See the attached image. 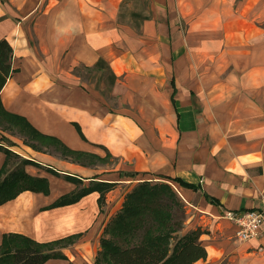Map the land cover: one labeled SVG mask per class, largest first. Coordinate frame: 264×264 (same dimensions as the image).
I'll return each mask as SVG.
<instances>
[{"label": "crops", "instance_id": "obj_1", "mask_svg": "<svg viewBox=\"0 0 264 264\" xmlns=\"http://www.w3.org/2000/svg\"><path fill=\"white\" fill-rule=\"evenodd\" d=\"M120 1L0 0V39L13 47L14 69L0 104L24 118L0 113V173L5 163L6 169L18 164L13 158L7 163L10 150L26 161L21 167L29 174L49 180L48 193L25 190L0 204V243L9 232L43 243L79 235L55 248L67 259L44 264H96L104 229L126 194L140 180L165 174L198 187L166 180L187 203L184 232L202 229L208 256L196 264H264V229L240 241L226 217L228 210L264 207L263 55L248 48V37L243 47L224 49L214 96L200 101L192 94L205 85L204 74L185 69L181 83L174 87L172 78L166 85L165 67H153V36L127 35L119 27ZM162 3L167 0H154L155 11ZM240 6L255 18L264 11V0H244ZM100 58L117 76L112 90L125 109L111 107L80 69L104 77V70L94 68ZM160 94L167 98L158 103ZM19 128L30 132L20 134ZM44 136L85 159L32 144ZM94 156L110 161L94 162ZM94 181L114 183L104 206L97 190L53 206Z\"/></svg>", "mask_w": 264, "mask_h": 264}, {"label": "trees", "instance_id": "obj_2", "mask_svg": "<svg viewBox=\"0 0 264 264\" xmlns=\"http://www.w3.org/2000/svg\"><path fill=\"white\" fill-rule=\"evenodd\" d=\"M132 15L135 18L143 17L142 13L136 11H132ZM144 18L148 19L149 16ZM12 53L10 42L0 39V91L14 71ZM94 68L104 70L110 77L111 85L115 83L117 76L105 59L100 58ZM175 95L176 89L172 96L173 102ZM0 113H4L3 116L10 114L1 104ZM10 115L17 121H24L21 116ZM63 147L74 156V151L65 145ZM0 149L4 148L0 146ZM6 153L7 163L10 158L19 157L10 150H6ZM131 174L136 175L137 172ZM160 175L157 180L153 178L140 181L126 194L121 209L104 229L96 264H102L101 259L106 260L107 264H196L198 260L208 256V250L200 239L202 229L184 232L187 219L185 203L173 184L166 180L195 190L198 187L181 177ZM113 186L114 183L94 181L88 187L61 196L53 206L75 202L84 194L97 190L100 192L98 201L102 207L106 203L107 192ZM25 190L48 193L49 180L44 176H33L21 166L6 169L5 163L0 173V204ZM77 236L79 235L43 243L22 233H4L0 243V264H44L50 258L67 259L65 254L55 250L52 245L62 246Z\"/></svg>", "mask_w": 264, "mask_h": 264}, {"label": "rangeland", "instance_id": "obj_3", "mask_svg": "<svg viewBox=\"0 0 264 264\" xmlns=\"http://www.w3.org/2000/svg\"><path fill=\"white\" fill-rule=\"evenodd\" d=\"M242 1L244 0H167L168 4L162 3V10L155 11L154 0H121L118 19L123 23L119 27L123 28L127 35L153 36V67H165L163 71L165 76L167 75L166 85L171 86L172 78L175 80L174 87H176V83H181L185 69L194 68L204 74L203 83L205 85L200 91L194 88L192 94L193 98L198 97L200 101H203V99L206 100L214 96L212 86L219 81L220 69L225 65L221 63V52L224 49L235 51L237 47L244 46L242 42L248 37L247 43L250 45L248 48L264 57V11L262 13L258 11L253 18V13H243L240 6ZM132 11L142 13L143 17L135 18ZM146 15L149 16L148 19L144 18ZM242 31L248 32L242 33ZM256 61L257 59H254L253 63ZM229 68L231 65L225 66V69ZM80 69L86 75V80L95 85V88L101 92L111 107L125 109L128 106L123 103L124 106H121L120 95L113 92L110 77L106 72H104V77H101L100 74L91 73L83 66ZM169 90L172 91L171 88ZM176 94L177 97L178 93ZM166 98L167 96L160 94L157 102L160 103ZM194 104L196 105V102ZM154 107H158L157 103ZM201 107L203 109L202 104ZM195 109L197 110L196 107ZM162 110L165 111L163 108ZM3 125L8 129L11 128L5 123ZM26 130L30 132L26 128H19L17 132L24 135L28 133ZM237 142L245 144L246 141L238 140ZM32 144L46 147L48 151L65 152L62 153L63 156L70 154L68 150H64L60 142L50 138L40 137L38 144L36 142H32ZM73 155L76 159H85L83 153ZM13 159H15L14 164L18 162L17 166L22 165V160L19 157H13ZM98 160L108 164L110 158L109 156L106 158L94 156L92 161ZM138 184L139 182L133 189ZM179 195L181 196L180 193ZM181 198L183 199L182 196ZM183 201L186 206V201L184 199ZM186 214L188 217L187 207ZM57 246L60 245H52L54 248ZM101 260H103L102 264H107L106 260Z\"/></svg>", "mask_w": 264, "mask_h": 264}, {"label": "built area", "instance_id": "obj_4", "mask_svg": "<svg viewBox=\"0 0 264 264\" xmlns=\"http://www.w3.org/2000/svg\"><path fill=\"white\" fill-rule=\"evenodd\" d=\"M226 217L234 223L240 241L258 237L264 229V207L228 210Z\"/></svg>", "mask_w": 264, "mask_h": 264}]
</instances>
